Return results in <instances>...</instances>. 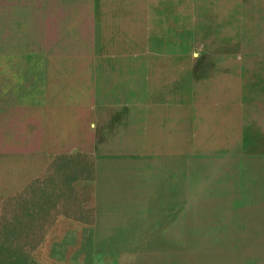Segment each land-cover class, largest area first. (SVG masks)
Wrapping results in <instances>:
<instances>
[{
	"label": "rangeland",
	"instance_id": "rangeland-1",
	"mask_svg": "<svg viewBox=\"0 0 264 264\" xmlns=\"http://www.w3.org/2000/svg\"><path fill=\"white\" fill-rule=\"evenodd\" d=\"M14 60L0 231L31 259L264 264V0H0Z\"/></svg>",
	"mask_w": 264,
	"mask_h": 264
},
{
	"label": "trees",
	"instance_id": "trees-1",
	"mask_svg": "<svg viewBox=\"0 0 264 264\" xmlns=\"http://www.w3.org/2000/svg\"><path fill=\"white\" fill-rule=\"evenodd\" d=\"M19 246L0 231V264H33V259Z\"/></svg>",
	"mask_w": 264,
	"mask_h": 264
},
{
	"label": "bare ground",
	"instance_id": "bare-ground-1",
	"mask_svg": "<svg viewBox=\"0 0 264 264\" xmlns=\"http://www.w3.org/2000/svg\"><path fill=\"white\" fill-rule=\"evenodd\" d=\"M54 47H55V45H54ZM54 49V48H53ZM27 61V60H26ZM258 62H260V61H258ZM30 67V64L28 63V62H23V61H17V60H14V62H13V64H2V62H0V72H4V73H7V74H9V73H13V75L15 76H17V77H14L13 78V82H14V79H19L20 77H22L21 75H18V73L19 72H21L22 71V74L24 73L23 71L25 70V69H27V68H29ZM43 67H44V65H43ZM31 68V67H30ZM41 68V67H40ZM29 71H30V69H29ZM28 72V71H27ZM10 75V74H9ZM15 83V82H14ZM7 89H4L3 90V92L4 93H7L8 94V88H9V86L8 87H6ZM19 87H17L15 90H13V89H11V88H9V91H10V93H11V96H12V98L14 99V100H16V99H18V97H20V95H19V89H18ZM11 99V98H10ZM13 102V101H12ZM35 102V101H34ZM26 111V110H25ZM39 111V110H38ZM38 111H36V112H38ZM8 113V112H7ZM17 113V112H16ZM19 114H20V112H19ZM48 114V113H47ZM9 115V114H8ZM24 115H25V112H24ZM29 116V115H28ZM31 116V115H30ZM53 116V115H52ZM47 117H48V115H47ZM26 118V117H25ZM24 118V119H25ZM40 118V117H39ZM57 118V117H56ZM38 119V118H37ZM41 119H42V117H41ZM41 119L39 120V121H41ZM59 119V118H58ZM57 119V120H58ZM52 122V121H51ZM58 122V121H57ZM41 123V122H40ZM51 124V123H50ZM52 124H53V122H52ZM41 125V124H40ZM45 125V124H44ZM46 126V125H45ZM53 126V127H52ZM43 127V126H42ZM48 127V126H47ZM51 127L52 128H54V125H51ZM43 130V129H42ZM45 130H46V128H45ZM232 183V182H231ZM245 185V184H244ZM245 194V193H244ZM264 195V194H263ZM156 201V200H155ZM254 203V202H253ZM156 204V203H155ZM125 206V205H124ZM243 206V205H242ZM116 217V216H115ZM163 222V221H162ZM111 223V222H110ZM102 228V227H101Z\"/></svg>",
	"mask_w": 264,
	"mask_h": 264
},
{
	"label": "crops",
	"instance_id": "crops-1",
	"mask_svg": "<svg viewBox=\"0 0 264 264\" xmlns=\"http://www.w3.org/2000/svg\"><path fill=\"white\" fill-rule=\"evenodd\" d=\"M15 82V83H14ZM14 82H13V80H12V83L11 82H7V83H10V84H17L18 85V82H19V79H15L14 80ZM33 264H40L38 261H36V260H33Z\"/></svg>",
	"mask_w": 264,
	"mask_h": 264
}]
</instances>
